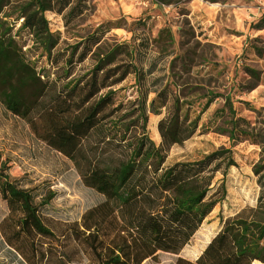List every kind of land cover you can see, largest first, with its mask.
Wrapping results in <instances>:
<instances>
[{
  "label": "trees",
  "instance_id": "1",
  "mask_svg": "<svg viewBox=\"0 0 264 264\" xmlns=\"http://www.w3.org/2000/svg\"><path fill=\"white\" fill-rule=\"evenodd\" d=\"M7 1L0 0V15ZM88 1L29 0L16 11L14 21L22 22L14 35L6 23L13 15L0 17L2 103L27 122L37 139L67 158L82 185L102 196L115 211L95 230L88 259L84 258L66 221L51 206L56 194L45 186L20 187L10 179L9 167L0 158V236L25 264H121L118 257L111 262L101 260L110 237L121 225L156 251L178 256L227 198L225 179L236 166L231 150L225 148L165 166V155L149 138L147 125L148 113L158 115V109L166 106V95L159 93L149 106L140 96L126 104L115 100L113 88L130 76L134 85L140 84L134 49L127 44L102 51L90 70L69 79L74 67L93 55L102 35L89 36L66 56V51L56 52L59 39L46 14L62 16L70 24L88 10ZM156 1L163 6L174 2ZM257 28L264 29V15ZM21 32L37 47L31 57L22 52L27 41L19 44ZM37 56L45 58L50 69H58L56 79H51L50 70L38 71L37 61H32ZM58 80L63 84L55 89ZM188 104L175 98L158 122L165 146L182 145L195 135L198 119H189ZM228 109L233 116L232 106ZM231 125L230 139L238 141L241 134L264 143L258 133L237 131V119ZM252 172L260 189L257 208L264 209V157ZM218 174L222 175L219 180ZM224 234L237 257L264 264V217L234 220ZM172 264L194 263L176 257Z\"/></svg>",
  "mask_w": 264,
  "mask_h": 264
},
{
  "label": "rangeland",
  "instance_id": "2",
  "mask_svg": "<svg viewBox=\"0 0 264 264\" xmlns=\"http://www.w3.org/2000/svg\"><path fill=\"white\" fill-rule=\"evenodd\" d=\"M28 1L8 0L4 6L0 17L13 15L6 20L12 35L22 22L14 21L16 11ZM263 15L264 0H174L168 6L156 0H89L88 10L70 24L62 16L46 14L59 39L56 52L66 51V56L89 36L102 35L93 55L77 64L69 79L85 74L102 51L117 44L134 49L140 84L134 85L130 76L113 88L115 100L126 104L140 96L149 106L159 93L166 95V106L158 109V115L148 113L147 125L149 138L165 155V166L219 148L230 149L236 163L225 179L227 198L178 256L156 251L121 225L105 246L102 262L118 257L121 264H172L182 257L194 264H259L237 257L224 229L237 219L264 217V209L257 208L260 189L252 172L264 157V143L241 134L238 141L229 138L232 119L238 121L237 131L264 137V29L257 28ZM19 36L20 45L27 41L22 52L31 57L37 47H32L25 32ZM32 61H37L38 71L50 70L51 79H56L58 69H50L45 58L37 56ZM62 84L56 81L55 89ZM175 98L189 103V119L197 118L198 126L191 139L167 147L157 126ZM0 158L9 167L10 179L20 187L45 186L56 194L51 206L66 221L80 254L88 259L95 230L115 211L102 196L83 186L73 164L37 139L24 119L5 108L1 97ZM221 178V174L216 177Z\"/></svg>",
  "mask_w": 264,
  "mask_h": 264
},
{
  "label": "bare ground",
  "instance_id": "3",
  "mask_svg": "<svg viewBox=\"0 0 264 264\" xmlns=\"http://www.w3.org/2000/svg\"><path fill=\"white\" fill-rule=\"evenodd\" d=\"M0 264H25L17 254L11 251L0 236Z\"/></svg>",
  "mask_w": 264,
  "mask_h": 264
}]
</instances>
